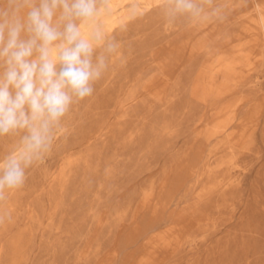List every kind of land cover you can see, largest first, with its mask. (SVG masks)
I'll list each match as a JSON object with an SVG mask.
<instances>
[{"label": "rangeland", "instance_id": "1", "mask_svg": "<svg viewBox=\"0 0 264 264\" xmlns=\"http://www.w3.org/2000/svg\"><path fill=\"white\" fill-rule=\"evenodd\" d=\"M195 3L77 21L106 67L0 195V264H264V0Z\"/></svg>", "mask_w": 264, "mask_h": 264}, {"label": "clouds", "instance_id": "2", "mask_svg": "<svg viewBox=\"0 0 264 264\" xmlns=\"http://www.w3.org/2000/svg\"><path fill=\"white\" fill-rule=\"evenodd\" d=\"M0 7V136L25 130L22 148L0 161V195L20 186L24 169L50 146L52 128L73 97L91 95L106 67L92 60L100 31L89 38L81 24L98 12V0H3ZM170 14L199 15L195 0H171ZM26 10V11H25ZM59 10V17H54ZM62 25V26H61ZM116 45L109 43L108 51Z\"/></svg>", "mask_w": 264, "mask_h": 264}, {"label": "bare ground", "instance_id": "3", "mask_svg": "<svg viewBox=\"0 0 264 264\" xmlns=\"http://www.w3.org/2000/svg\"><path fill=\"white\" fill-rule=\"evenodd\" d=\"M134 11V10H133ZM240 63V62H239ZM246 70H248V69H246Z\"/></svg>", "mask_w": 264, "mask_h": 264}]
</instances>
